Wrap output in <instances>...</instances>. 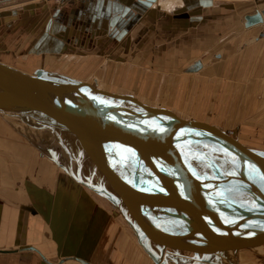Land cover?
Here are the masks:
<instances>
[{"label":"rangeland","instance_id":"obj_1","mask_svg":"<svg viewBox=\"0 0 264 264\" xmlns=\"http://www.w3.org/2000/svg\"><path fill=\"white\" fill-rule=\"evenodd\" d=\"M31 1L7 3L9 6H19L9 18L15 16L20 23L8 29L5 35L0 34L3 37L0 40V60L30 73L40 67L46 69L49 76L80 78L108 90L131 92L150 104L154 100V104L218 116L224 123L229 119L230 126L249 136L251 143L264 147V127H256L260 119L257 110L264 109V13L263 20L258 22L249 24L246 18V14H252L261 5L264 6V0H171L168 8L163 5L165 0H157L154 6L151 5L152 0H148V10L136 20L129 32H133V35L126 34L123 25H112L107 14L100 16L91 13L92 8H89L87 0H76L72 7L68 2L64 3L68 9L64 23L68 27L63 31L64 38L59 36L62 32L55 19L57 16L53 18L52 15L59 0H36L41 5L30 8L33 5L27 2ZM26 6L29 8H24ZM203 70L208 71L203 76L205 81L210 79L207 83L202 80V84L198 85L200 77L196 76L194 80L190 77L196 71ZM184 74L188 75L185 79L182 78ZM230 80L238 84V90L235 98L231 96V99L225 100V95L222 97L223 93L216 87L226 86ZM200 92L205 104L193 107ZM248 94L252 97H248ZM241 121L256 129L240 128ZM41 129L43 135L30 129L18 115L0 111V138L10 134L16 138L26 137L37 144L55 142L60 155L78 175V182L84 183L85 188V184L92 185L98 191L105 188L111 192V196L119 198L105 176L103 179L97 176V169L88 164V160L77 155L70 156L74 154L50 126ZM46 131L50 132V136ZM64 148L68 149L70 155L64 157ZM223 151L202 149L201 157L208 163L214 162L220 169L221 161L229 158L231 161L224 162L226 167L221 171L239 174L235 157H227ZM98 191L91 193L97 199L104 198L97 194ZM114 203L118 206L115 205L118 215L121 212L119 202ZM144 215H140V218H144ZM121 217L125 229L133 232V227L129 225L130 228L125 218ZM172 218L160 220L157 215L152 225H160L172 233L174 231L169 226ZM155 236L161 242L165 241L158 232H155ZM136 241L146 253L138 238ZM175 241L184 242L183 239ZM148 242L159 260L156 264H211L212 260H216L214 264H264V243L237 250L234 259L231 257L233 252H223L226 262L218 253H195L189 248L164 247L150 239ZM148 258L151 263L152 260Z\"/></svg>","mask_w":264,"mask_h":264},{"label":"water","instance_id":"obj_2","mask_svg":"<svg viewBox=\"0 0 264 264\" xmlns=\"http://www.w3.org/2000/svg\"><path fill=\"white\" fill-rule=\"evenodd\" d=\"M246 18L249 24L263 20L260 11L246 14ZM43 72L39 67L30 73L0 60V109L34 112L66 145L76 144L84 149L85 154L78 149L71 152L85 157L100 170L156 245L213 254L231 249L246 250L264 243V228L249 227L230 195L225 196L230 224L208 225L206 231L196 224L183 195L178 194V203L173 204L176 212L169 214L184 224L183 231L176 233L155 224L153 230H149V223L142 224L140 211L133 205V196L147 195L151 191L185 193L189 181L206 185L210 194L215 192L218 182L224 183L225 190L231 189V186L227 188L222 175H229L228 178L234 175L225 174L212 162V168L216 167L212 177L193 164L187 151L191 142L214 141L223 146L251 171L242 175L244 169L237 166L242 176L235 177L248 179L253 184H258L259 178L264 181V147L251 143L249 136L228 122L190 116L169 106L145 102L131 92L108 90L80 78L49 76ZM204 154L210 157L207 151ZM119 166L129 168L130 174L123 173ZM214 180L217 184L209 183ZM255 189L253 191L259 193L257 202L264 204L262 187L258 184ZM214 206L220 208L219 202L215 201ZM263 212L257 210L254 215L263 216ZM224 229L229 233H221ZM155 232L165 241L157 239ZM179 239L184 242L175 241Z\"/></svg>","mask_w":264,"mask_h":264},{"label":"crops","instance_id":"obj_3","mask_svg":"<svg viewBox=\"0 0 264 264\" xmlns=\"http://www.w3.org/2000/svg\"><path fill=\"white\" fill-rule=\"evenodd\" d=\"M13 1L16 0H0V34L5 35L20 23L15 16L9 18L19 8L7 4ZM66 2L72 7L76 0H59L52 12L53 18L57 16L62 38L68 27L64 24ZM27 3L33 5L30 8L41 5L36 0ZM86 3L92 8L91 13L107 14L112 25H123L126 34L148 10V3L142 0H87ZM255 11L264 13V6ZM205 72L208 71H196L190 78L199 76L200 85L205 81ZM184 75L182 78L188 77ZM216 90L223 93L222 97L225 95V100L235 98L238 84L230 80ZM204 100L201 94L192 106H204ZM176 109L189 115L222 119ZM257 111L260 119L256 127L261 129L264 109ZM225 121L230 123L229 119ZM239 127L256 129L242 121ZM6 137L0 138V264H156L153 260L149 263V256L137 243L136 235L125 229L112 198L97 199L89 185L85 184V188L84 183L78 182V175L60 155L55 142L37 144L26 137H19L21 140L10 134ZM64 151V157L70 155L68 149Z\"/></svg>","mask_w":264,"mask_h":264},{"label":"bare ground","instance_id":"obj_4","mask_svg":"<svg viewBox=\"0 0 264 264\" xmlns=\"http://www.w3.org/2000/svg\"><path fill=\"white\" fill-rule=\"evenodd\" d=\"M170 1L171 0H167V1L165 0L163 2V5L165 8H168L171 5ZM156 2H157V0H152L151 5H153ZM173 2H175V1H173ZM161 6H162V4H161ZM43 71H44L43 73L46 74V69H43ZM0 111L1 112L4 111L8 114L18 115L19 117L23 118V120L27 123V125L30 129L31 128L34 129L40 135L44 134V131L41 129V127H44L46 125L41 124L42 122L40 121L41 119H40L38 114H35L34 112H31V111L15 112V111L9 110V109H7V110L0 109ZM38 118L40 120H38ZM18 122L19 121H17V123ZM22 126H23V124H22ZM23 128H24V126H23ZM35 131H33V132H35ZM46 134L48 136H50L49 131H46ZM27 135H29V134H27ZM66 146H68V145H66ZM188 148L189 149L187 151L189 153L190 159L193 162V164L195 166H197L198 169H200L201 171L205 172L207 175L212 176V177L214 176L216 167L213 166V168H214L213 169L212 168V162L208 163L203 157H201L203 155L202 149H209L211 151H215L216 149L224 150L226 152L223 151V154H226L227 157L228 156L233 157V155H234L233 153L225 150L223 146L217 144L214 141L213 142H210V141L207 142V141H203V140L194 141V142H191L188 144ZM68 149L70 152H71V150L74 151V149L75 150L78 149L79 151H81L80 153L85 154V150L82 148L79 149V147L76 146V144L75 145H73V144L69 145ZM73 156H75V155H73ZM228 160L231 161L229 158L226 159L225 161H221L222 162L221 163V165H222L221 169H225L226 166H224L225 165L224 162H226ZM235 161H236L237 166H239V167L242 166V168L245 170V171L243 170L242 175L244 174V172H246V174H249L250 170L248 169L247 166L241 164L240 160H238V159H235ZM88 164L91 165V163L89 161H88ZM119 168L123 173L130 174L131 170L129 168H125V167H121V166H119ZM224 173L225 174L230 173V174L234 175V177L230 175L229 178H228L229 175L228 176L222 175L224 177V179H226V183L228 184L227 188H229V186H231V189L225 190L224 189L225 185L223 186L224 183L222 184V182H218L219 184H217L215 180L210 181L209 182L210 184L211 183L213 185L217 184L215 192L213 193L215 196H213V194H210L211 191H208L207 186L202 184L201 182L199 183L197 181H191V182L189 181L188 187L186 189L187 192H185V193L165 194V193H167V192H165V190H159V191L157 190V191H151V193H149L147 195L142 194V195L133 196L134 197L133 205H135L134 208L137 209V211H140V213L138 212L139 215L145 214L144 216L146 218L145 217L142 218V220H141L142 224L145 225V223L147 224V222H148L150 225L149 230H151L152 224H150L149 221H151L153 223V218L157 215L160 216V220H161V218H163V220H165L164 217L171 218L172 216H169V214L171 215V214L176 212V208L173 204L178 203V198H177L178 194H179V196L183 195V197L185 199V203L189 206L190 214L194 218L196 224H198V227L199 228L202 227V229H204V230L205 229L209 230L207 228L208 225H212V224L218 225V223H220V225H221V223H223V226H225L228 223L230 224L231 217H227L228 215L226 216V213L229 212V208H228V203L226 202V197H225L226 195H228V196L230 195V198L233 199L235 207L237 208L239 214L244 218L245 222H247V225L249 227H252V229H256V230H259L260 228H264V215L263 216H261V215L255 216L254 215L257 210L258 211L261 210L262 212L264 211V204L257 202L256 199L259 196V193H255V191H253V189L258 187V184H259L260 187H262L263 192H264V181H263V179L259 178L258 184L255 183L257 185L256 186L255 184L249 182L248 179L236 178L239 175L242 176L241 173L237 174L235 172H229V171L224 172ZM96 174H97V176L99 175V178L103 177V174L100 172L99 169H97ZM233 181H235V183ZM88 188L89 189L92 188L95 192L98 191V189L96 187L91 186V185ZM99 192H101V193H99ZM97 194L102 195L104 198L113 197L111 202L116 206H117V204H115L114 202H119V206L121 209V212H119V214L126 219V223L128 224V226L130 225L133 227V229H132L129 226L131 228V230H133V232L135 233L136 238H138L139 243L141 244V246H143L145 252L150 257V259L154 260V258H157V256L155 254H153V248H151V246L148 245L149 238L147 236V233L145 232V230L141 226L138 225V223L136 222V220L134 218V214L125 206L124 200H122L120 197L116 199L113 195L111 196V192L105 188L98 191ZM215 201L219 202L220 208L214 206ZM117 208H118V206H117ZM146 212H150L151 214L147 215ZM183 225L184 224L182 223V221H180L178 218H173V221H172V223H170L169 226H171L172 230L176 233L178 231H183ZM168 231L170 232L169 229H168ZM221 233L227 234V233H229V231L227 229H224V230H221ZM229 235L230 234H228V236ZM149 251L151 253H149ZM228 251L233 252L231 257H232V259H234L235 258L234 256H235V253H237V250L232 251V249H231ZM217 253L219 254V256L221 258H223V254H224L223 252H217ZM223 259H224V261L228 262L227 260H225L226 258H223ZM214 262H216V260ZM214 262L212 260L211 264H214Z\"/></svg>","mask_w":264,"mask_h":264},{"label":"snow or ice","instance_id":"obj_5","mask_svg":"<svg viewBox=\"0 0 264 264\" xmlns=\"http://www.w3.org/2000/svg\"><path fill=\"white\" fill-rule=\"evenodd\" d=\"M160 131H164V129L163 128H160Z\"/></svg>","mask_w":264,"mask_h":264}]
</instances>
